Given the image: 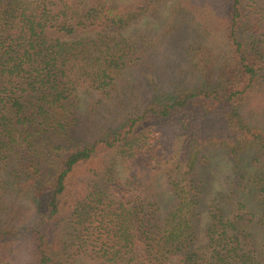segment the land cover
Listing matches in <instances>:
<instances>
[{
    "label": "trees",
    "instance_id": "trees-1",
    "mask_svg": "<svg viewBox=\"0 0 264 264\" xmlns=\"http://www.w3.org/2000/svg\"><path fill=\"white\" fill-rule=\"evenodd\" d=\"M0 264H264V0H0Z\"/></svg>",
    "mask_w": 264,
    "mask_h": 264
},
{
    "label": "rangeland",
    "instance_id": "rangeland-1",
    "mask_svg": "<svg viewBox=\"0 0 264 264\" xmlns=\"http://www.w3.org/2000/svg\"><path fill=\"white\" fill-rule=\"evenodd\" d=\"M208 15L204 16L203 19H198L200 21H210V24H212V20L214 19V16L212 15V11L210 10L208 13ZM154 22V21H152ZM206 23H209V22H206ZM145 27V24L143 22H138V23H135L131 28L128 29L127 32H131V31H134L135 28H138V29H142ZM222 32L221 30H218V31H213V37H214V42L220 47L223 45L222 43ZM219 47H216L217 49H219ZM171 56V60L173 61L174 60V55H170ZM177 61V60H176ZM179 61V60H178ZM183 63V62H182ZM183 65V64H182ZM151 79H153L154 75L151 74L149 76ZM137 85H140V83H136ZM138 89L134 91V94L132 95H129L127 100H126V104L127 103H130L129 105V109H133V108H142L144 107V105L149 101V94L148 93H145L143 91H141V88L140 86H137ZM97 107V105H96ZM89 106H88V110H89ZM116 114V113H115ZM114 114V115H115ZM100 115H108L110 116V113H106L105 112V109H104V113L103 114H100ZM86 119L88 120V129L87 131L89 132H92V133H95L100 125H103V124H106V120L105 118L103 117H100V116H92V117H86ZM216 161L218 163L221 164L222 167H220V170L217 169L215 170L214 172H212L211 174V178L209 179L211 181V183L209 184V188H210V194L212 195L214 193V191H216L217 189L220 188L221 184L223 183V181H225V178H226V175L229 173V170L227 168V165H228V158L223 155V154H218L216 155ZM221 171V173H220ZM215 179V181H214ZM201 217H204L201 216Z\"/></svg>",
    "mask_w": 264,
    "mask_h": 264
}]
</instances>
